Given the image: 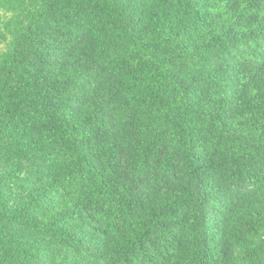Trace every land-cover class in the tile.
<instances>
[{
    "label": "trees",
    "instance_id": "obj_1",
    "mask_svg": "<svg viewBox=\"0 0 264 264\" xmlns=\"http://www.w3.org/2000/svg\"><path fill=\"white\" fill-rule=\"evenodd\" d=\"M0 264H264V0H0Z\"/></svg>",
    "mask_w": 264,
    "mask_h": 264
}]
</instances>
